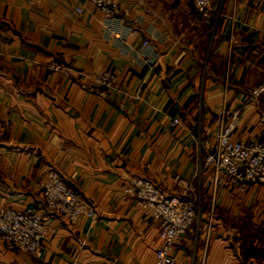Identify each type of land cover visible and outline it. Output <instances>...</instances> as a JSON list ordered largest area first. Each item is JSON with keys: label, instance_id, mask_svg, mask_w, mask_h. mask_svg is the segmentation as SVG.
Listing matches in <instances>:
<instances>
[{"label": "crops", "instance_id": "0c3cea01", "mask_svg": "<svg viewBox=\"0 0 264 264\" xmlns=\"http://www.w3.org/2000/svg\"><path fill=\"white\" fill-rule=\"evenodd\" d=\"M111 1L133 29L121 43L80 0H0V207H40L53 171L93 210L73 225L48 215L35 254L0 242V264H152L158 224L124 193L128 179L165 191L193 179L221 106L238 111L232 139L264 143V94L246 99L264 77V0H210L209 24L190 0ZM143 39L150 65L133 55ZM102 70L118 75L106 100L78 87ZM198 191L204 221L171 264H247L246 236L229 226L264 219V186L239 193L204 169Z\"/></svg>", "mask_w": 264, "mask_h": 264}, {"label": "built area", "instance_id": "2783aa9c", "mask_svg": "<svg viewBox=\"0 0 264 264\" xmlns=\"http://www.w3.org/2000/svg\"><path fill=\"white\" fill-rule=\"evenodd\" d=\"M80 1L101 13L104 32L118 43L133 30L124 25L117 5L111 0ZM190 1L197 18L209 24V16L212 13L210 0ZM133 55L142 64L147 65L152 64L155 59L154 50L148 39L141 41ZM260 61L264 66V51ZM52 69L62 71L65 75L70 74L57 65ZM117 83L118 75L110 70H102L90 77L78 79L80 89L104 100L117 90ZM263 94L264 77L257 85L248 89L246 99L250 103H256ZM118 106L122 107V103ZM226 114L227 122L224 120ZM237 116V110L227 111L224 106L215 112L216 125L210 139L198 140L204 157L193 179L177 178L169 191L162 190L156 184L138 176H131L128 179L124 193L130 195L136 206L146 210L148 217L158 224L159 244L155 249L152 264H171V252L198 221L200 215L198 178L204 169L211 171L214 180L223 177L227 186L239 193L246 191L251 185L264 186V143L232 139L231 134ZM178 123L177 118H171L168 122L172 128ZM39 186L42 194L40 207L21 209L0 207V242L8 251L35 254L46 236L45 220L50 214L61 215L73 225L81 216L90 217L93 213L91 206L65 185L55 172H46ZM207 226H210L209 217Z\"/></svg>", "mask_w": 264, "mask_h": 264}, {"label": "rangeland", "instance_id": "374dc122", "mask_svg": "<svg viewBox=\"0 0 264 264\" xmlns=\"http://www.w3.org/2000/svg\"><path fill=\"white\" fill-rule=\"evenodd\" d=\"M203 215L205 214L200 210L198 221L192 225V233H196L198 222L203 220ZM259 219H261V214L253 217V219H247L246 221L242 220L240 223H236V226H234L235 223H232V225L229 226V229H234L230 232L236 231L237 234L246 236V246H244V254L246 258L242 259V261L247 264H264V226H262L264 219ZM249 257H251V259ZM248 259L250 260L248 261Z\"/></svg>", "mask_w": 264, "mask_h": 264}]
</instances>
